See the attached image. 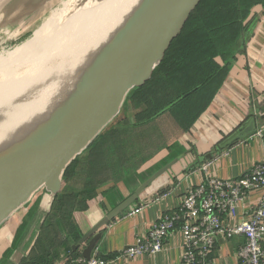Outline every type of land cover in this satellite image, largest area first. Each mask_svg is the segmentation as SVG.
Masks as SVG:
<instances>
[{"label": "crops", "instance_id": "crops-1", "mask_svg": "<svg viewBox=\"0 0 264 264\" xmlns=\"http://www.w3.org/2000/svg\"><path fill=\"white\" fill-rule=\"evenodd\" d=\"M50 1L0 0V19L5 25L33 21ZM248 19L244 49L236 54L211 102L188 130H181L168 115H163L157 129L163 138L166 135L163 125H172L174 137L162 141V145L142 162L132 159L119 164L118 151L110 157L103 154L104 161H96L91 176L90 157L87 152L79 156L70 184L81 188L89 173L98 187L97 195L87 200L86 209L73 213L80 237L142 185L135 202L98 231L101 237L91 255L96 251L97 256L113 259L111 264H183V238L178 228L154 255L128 259L120 254L145 234L161 213L173 210L188 187L200 183L207 175L224 179L239 177L254 163L264 160V135L253 136L259 127L264 128L261 117L264 114V7L254 6ZM134 112L131 106L127 109L128 121H133ZM250 115L255 117L248 118ZM202 165H207L206 171L200 168ZM113 171L119 174L114 176ZM162 193L165 196H159ZM257 195L256 191L250 198L251 204L256 202ZM49 202L50 196L43 190L38 191L30 203L0 227V264H20L33 248L42 225L36 224V238L34 235L27 237L28 231L36 219H41L40 211L47 210ZM137 207H141L138 212L129 213ZM241 241L239 237L219 238L212 253L214 264H237ZM85 245L86 242L72 248L79 253L76 259L67 261L69 258L64 257L54 264H77ZM20 249L25 250L23 255L18 252Z\"/></svg>", "mask_w": 264, "mask_h": 264}, {"label": "water", "instance_id": "water-1", "mask_svg": "<svg viewBox=\"0 0 264 264\" xmlns=\"http://www.w3.org/2000/svg\"><path fill=\"white\" fill-rule=\"evenodd\" d=\"M200 1L139 0L86 63L72 73L65 89L48 96L62 79L56 78L58 65L47 77L28 85L14 106L12 102V107L4 106L0 124L12 116L23 117L21 112L49 99L44 111L33 118L32 110L6 130L8 135L0 142V227L43 190L50 196L49 207L40 211L41 219L33 222L27 234L36 238V224H43L61 192L66 168L120 114L129 92L151 78ZM141 189L142 185L81 235L72 248L86 242L83 259L90 258L100 240L98 231L122 215ZM20 250L23 255L25 250Z\"/></svg>", "mask_w": 264, "mask_h": 264}, {"label": "trees", "instance_id": "trees-1", "mask_svg": "<svg viewBox=\"0 0 264 264\" xmlns=\"http://www.w3.org/2000/svg\"><path fill=\"white\" fill-rule=\"evenodd\" d=\"M256 5L264 7V0L199 2L151 78L126 97L120 114L126 113L130 105L135 111L133 121L118 115L83 151L90 157V176L96 161H104L116 151L119 164L132 159L142 162L149 157L162 145L157 123L163 115H168L183 131L190 128L211 102L236 54L244 49L248 39L246 23ZM79 156L66 168L62 190L54 199L33 248L20 264H54L60 258L68 257L69 261L79 256L71 247L80 238L73 213L85 210L87 200L96 196L98 189L89 173L81 188L70 184Z\"/></svg>", "mask_w": 264, "mask_h": 264}, {"label": "built area", "instance_id": "built-area-1", "mask_svg": "<svg viewBox=\"0 0 264 264\" xmlns=\"http://www.w3.org/2000/svg\"><path fill=\"white\" fill-rule=\"evenodd\" d=\"M263 135V127L253 134L255 137ZM206 166L200 168L206 171ZM256 191L257 200L251 204L250 198ZM140 208L129 213L138 212ZM176 228L183 238V264H214L212 253L218 239L236 237L242 240L237 264H264V160L254 163L239 177L224 179L207 175L200 183L188 187L177 206L161 213L145 234L137 237L120 256L130 259L154 255L162 250L166 238ZM112 262L113 259L97 256L96 251L88 260L77 259V264Z\"/></svg>", "mask_w": 264, "mask_h": 264}, {"label": "bare ground", "instance_id": "bare-ground-1", "mask_svg": "<svg viewBox=\"0 0 264 264\" xmlns=\"http://www.w3.org/2000/svg\"><path fill=\"white\" fill-rule=\"evenodd\" d=\"M138 1L95 0L92 4H85L88 7L86 12L84 11L86 6H84L65 17L62 22H60L61 18L58 19L54 12L33 32L34 35L40 31L44 32L46 39L42 42H36L33 35L6 55L0 54V81L3 78L2 85H0V111L6 104L12 107L16 104L15 102H19L22 99L19 95L28 85L47 77L56 70H52V68L59 59L62 61V65L56 73V78L62 76V79L53 86L48 96L53 97L65 89V86L70 82L72 73L86 63L91 53L107 39L106 37L122 22ZM42 61L44 64L47 61L53 65L51 71L47 73L37 72ZM32 70L38 73L36 79L22 80L33 74ZM3 73H5L4 76H2ZM53 81L48 87L53 84ZM47 99L43 102L39 101L38 106L28 109L27 112H21L23 117L12 116L7 121H2L0 124V142L9 132L5 131L17 121L26 118L32 110L31 113L34 112L33 118L44 111L49 101ZM13 130L11 129V132Z\"/></svg>", "mask_w": 264, "mask_h": 264}, {"label": "rangeland", "instance_id": "rangeland-1", "mask_svg": "<svg viewBox=\"0 0 264 264\" xmlns=\"http://www.w3.org/2000/svg\"><path fill=\"white\" fill-rule=\"evenodd\" d=\"M93 1H95V0H75V1L74 0H51L50 2H48V5L44 8V11L41 13V15H39V17L33 21L26 20V21H22L20 23L18 21H16V22H14V25H5L4 23H2V20L0 19V23H1L0 24V54L6 55L8 52L12 51L15 47H17L18 45L23 43L25 40L33 37V35H34L33 32L47 18H49L52 15V13L55 12L57 18L58 19L61 18L60 22H62V20H64L65 17L75 13L80 8H83L84 6H86L85 4H92ZM87 8L88 7L86 6L85 10H84L85 12H86ZM71 9H73V10H71ZM68 10H71V11H68ZM84 11L82 10V12H84ZM44 39H46L44 32L40 31L39 33L34 35V40H36V42H42ZM42 63H43V61H42ZM42 63L40 65L38 64L39 68H41V69H37L38 73L39 72L40 73H47V72L51 71V67L53 66L51 63H49L47 61L45 62V64L43 63L44 65ZM58 65H59V67H61V65H62V61L60 59L58 61H56V64L52 68V70L57 69L56 67ZM23 67L26 68L29 66H23ZM23 67H21V68H23ZM40 70H42V72ZM59 70H60V68H59ZM37 72H35L36 74H31L22 80H27V79L28 80H35L36 77L38 76ZM4 74L5 73H3L2 76H4ZM1 80L3 81V78H1ZM2 81H0V85H2ZM129 107H130V105L127 107V109H129ZM127 109H126V111H127ZM119 115H121V119H122V116H126L127 113H122ZM172 130L174 131V129H172V125L167 126V127H166V125H163V131H165V133H166V135L163 136V141L170 140V138L175 136V133H173ZM166 136L169 138H166Z\"/></svg>", "mask_w": 264, "mask_h": 264}]
</instances>
